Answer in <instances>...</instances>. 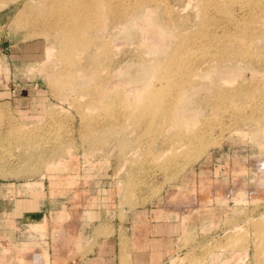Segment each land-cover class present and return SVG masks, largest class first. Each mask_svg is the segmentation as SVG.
Listing matches in <instances>:
<instances>
[{
    "label": "rangeland",
    "instance_id": "obj_1",
    "mask_svg": "<svg viewBox=\"0 0 264 264\" xmlns=\"http://www.w3.org/2000/svg\"><path fill=\"white\" fill-rule=\"evenodd\" d=\"M0 177L70 233L223 204L165 264H264V0H0Z\"/></svg>",
    "mask_w": 264,
    "mask_h": 264
},
{
    "label": "crops",
    "instance_id": "obj_2",
    "mask_svg": "<svg viewBox=\"0 0 264 264\" xmlns=\"http://www.w3.org/2000/svg\"><path fill=\"white\" fill-rule=\"evenodd\" d=\"M47 186L41 177H0V264H58L66 255L74 256L72 264H165L185 236L209 235L227 211L219 203L164 215L141 210L127 212L124 219L92 223L84 218L75 226L78 232L70 233L58 227L59 215L48 208ZM210 208L212 216H206ZM181 214L187 215L185 221Z\"/></svg>",
    "mask_w": 264,
    "mask_h": 264
},
{
    "label": "bare ground",
    "instance_id": "obj_3",
    "mask_svg": "<svg viewBox=\"0 0 264 264\" xmlns=\"http://www.w3.org/2000/svg\"><path fill=\"white\" fill-rule=\"evenodd\" d=\"M52 50V49H51Z\"/></svg>",
    "mask_w": 264,
    "mask_h": 264
}]
</instances>
